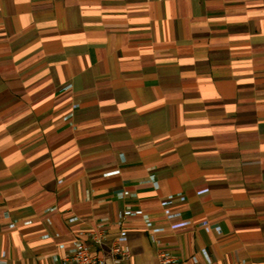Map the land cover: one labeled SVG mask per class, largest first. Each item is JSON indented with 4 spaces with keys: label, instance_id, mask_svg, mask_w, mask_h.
Wrapping results in <instances>:
<instances>
[{
    "label": "crops",
    "instance_id": "crops-1",
    "mask_svg": "<svg viewBox=\"0 0 264 264\" xmlns=\"http://www.w3.org/2000/svg\"><path fill=\"white\" fill-rule=\"evenodd\" d=\"M99 224L122 264H264V0H0L7 264Z\"/></svg>",
    "mask_w": 264,
    "mask_h": 264
},
{
    "label": "built area",
    "instance_id": "built-area-1",
    "mask_svg": "<svg viewBox=\"0 0 264 264\" xmlns=\"http://www.w3.org/2000/svg\"><path fill=\"white\" fill-rule=\"evenodd\" d=\"M172 195H168L161 201L162 205L170 203ZM145 217L142 209L126 206L119 211L117 222L122 224L128 217ZM217 227H214L216 229ZM211 226H208V230ZM107 237V230L104 225L99 224L97 228L87 232H79L78 237L73 241L72 250L69 254L63 256L59 264H122L124 258L129 256L130 249L122 242L121 238H115L111 241L109 248V258L99 254V248ZM156 242L155 238H151ZM158 264H186L184 260L174 256L168 250L157 251ZM195 263V258H191ZM0 264H7L5 251L0 248Z\"/></svg>",
    "mask_w": 264,
    "mask_h": 264
},
{
    "label": "rangeland",
    "instance_id": "rangeland-1",
    "mask_svg": "<svg viewBox=\"0 0 264 264\" xmlns=\"http://www.w3.org/2000/svg\"><path fill=\"white\" fill-rule=\"evenodd\" d=\"M70 118V113L69 114H66L65 116H64V119H66V120H68Z\"/></svg>",
    "mask_w": 264,
    "mask_h": 264
}]
</instances>
